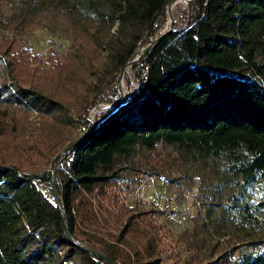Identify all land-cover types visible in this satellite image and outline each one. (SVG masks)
I'll list each match as a JSON object with an SVG mask.
<instances>
[{
    "label": "trees",
    "instance_id": "16d2710c",
    "mask_svg": "<svg viewBox=\"0 0 264 264\" xmlns=\"http://www.w3.org/2000/svg\"><path fill=\"white\" fill-rule=\"evenodd\" d=\"M84 1L114 78L153 42L171 0ZM189 8L185 27L133 63L139 86L131 97L101 109L95 121L85 118L80 137L65 149L78 143L57 168L64 210L50 172L36 176L0 163V264H109L84 244L115 264H162L161 228L138 224L150 226L147 219L158 213L131 214L115 189L140 151L159 145L223 160L224 173L240 186L231 214L264 230V190L260 200L251 197L264 182V0H193ZM12 67L0 51L10 81L0 86V106L62 114V103L21 85ZM217 264H264V239L243 236Z\"/></svg>",
    "mask_w": 264,
    "mask_h": 264
},
{
    "label": "rangeland",
    "instance_id": "374dc122",
    "mask_svg": "<svg viewBox=\"0 0 264 264\" xmlns=\"http://www.w3.org/2000/svg\"><path fill=\"white\" fill-rule=\"evenodd\" d=\"M189 5L179 2L171 15L167 10L155 37L172 25L173 29L185 27ZM86 14L84 0H0V51L12 63L15 79L58 100L63 109L58 115L0 106V163L16 165L36 176L50 172L56 192L57 168L70 147L65 149L80 137L85 118L95 121L101 109L112 107L121 97L129 99L139 86L131 62L114 78L108 75L107 52L98 46L96 24ZM116 30L113 27L111 35ZM6 81L9 77L2 69L0 86ZM222 166L223 160L195 159L174 147L159 145L154 151L141 150L133 170L126 171L125 179L116 186L122 201L132 208L131 214L153 211L134 200L141 182L155 183L187 213L184 228L159 214L148 217L150 226L138 220L142 230L161 228L156 249L162 264H217L231 243L243 236L251 242L264 239L259 226L243 224L239 216L231 214L229 206L237 205L233 195L240 186L230 181ZM126 184L128 191L123 192ZM263 190L264 182L254 188L251 197L260 200ZM125 223L123 218L113 233ZM83 247L99 251L89 244Z\"/></svg>",
    "mask_w": 264,
    "mask_h": 264
},
{
    "label": "built area",
    "instance_id": "2783aa9c",
    "mask_svg": "<svg viewBox=\"0 0 264 264\" xmlns=\"http://www.w3.org/2000/svg\"><path fill=\"white\" fill-rule=\"evenodd\" d=\"M134 200L157 212L167 221L179 228H184L188 215L172 197L158 190L155 183L147 185L141 182L134 191Z\"/></svg>",
    "mask_w": 264,
    "mask_h": 264
},
{
    "label": "water",
    "instance_id": "95a60500",
    "mask_svg": "<svg viewBox=\"0 0 264 264\" xmlns=\"http://www.w3.org/2000/svg\"><path fill=\"white\" fill-rule=\"evenodd\" d=\"M192 1H193V0H188L187 3L190 4ZM175 2L179 3V2H181V0H171V1L169 2L168 6H167V10H168V12L170 13V15H171V7H172L173 3H175ZM172 31H173V25L170 27V29H168V30H166V31L161 32L160 34H158V35L155 37L154 41H153L152 43H150L146 48H144V49L142 50V55H140L139 57H137L136 59H134L133 61H131V63H130L129 65H132L134 62L140 60L143 56L147 55V54L151 51V49H152L157 43H159L160 40H161L164 36H166L167 34L171 33ZM121 85H122V84H121ZM121 85H120V86H121ZM126 100H127V99L124 98L121 102H118V103L114 104L112 107H116V106L120 105L121 103L125 102ZM81 140H82V139H81ZM81 140H80V141H81ZM77 144H78V143H75L73 146H71V147L69 148L68 151H69V152L72 151V150L75 148V146H76ZM53 190H54L55 199H56L58 205L63 209V207H62V205H61V202H60V199H59V196H58V194H57V192H56V184H55V181H54V183H53ZM63 210H64V209H63ZM81 248H82L83 250L89 252V253H92V254H94V255H96V256L101 257L102 259H104V260H105L106 262H108L109 264H115L111 259H109L107 256H105L104 254H102V253L99 252V251H95V250H92V249H89V248H86V247H83V246H81Z\"/></svg>",
    "mask_w": 264,
    "mask_h": 264
},
{
    "label": "bare ground",
    "instance_id": "6f19581e",
    "mask_svg": "<svg viewBox=\"0 0 264 264\" xmlns=\"http://www.w3.org/2000/svg\"><path fill=\"white\" fill-rule=\"evenodd\" d=\"M181 1H183L184 3H186V4H188L187 3V1L188 0H181ZM178 3L177 2H175V3H173V5H172V7H171V10H173L174 9V7L177 5ZM180 6V5H179ZM172 22V21H171ZM167 25V24H166ZM170 25V22L168 23V26ZM123 90H124V92H125V84L123 83Z\"/></svg>",
    "mask_w": 264,
    "mask_h": 264
}]
</instances>
